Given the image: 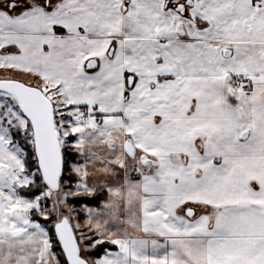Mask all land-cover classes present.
Returning a JSON list of instances; mask_svg holds the SVG:
<instances>
[{
    "label": "snow or ice",
    "instance_id": "obj_1",
    "mask_svg": "<svg viewBox=\"0 0 264 264\" xmlns=\"http://www.w3.org/2000/svg\"><path fill=\"white\" fill-rule=\"evenodd\" d=\"M0 264H264V0H0Z\"/></svg>",
    "mask_w": 264,
    "mask_h": 264
}]
</instances>
